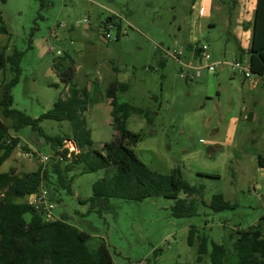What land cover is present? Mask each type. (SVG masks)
Here are the masks:
<instances>
[{
  "label": "rangeland",
  "instance_id": "374dc122",
  "mask_svg": "<svg viewBox=\"0 0 264 264\" xmlns=\"http://www.w3.org/2000/svg\"><path fill=\"white\" fill-rule=\"evenodd\" d=\"M215 3L222 5L227 0ZM104 8L122 11L128 20L123 29L126 36L119 41H115L116 28L111 30L113 40L102 38L107 18L116 20ZM228 8L231 11L232 5ZM238 10L229 13L230 31L224 23L229 16L226 11L199 20L201 46L215 62L233 63L238 58L234 38ZM192 12L193 0H0V19L7 29V34L0 35V53L13 60L16 53H22L19 80L12 89L14 110L33 119L52 110L68 89L59 74L73 60L75 86L89 91L84 118L97 150L116 134L107 89L112 83L127 85V91L118 92V102L148 110L153 119L151 125L138 115L127 121L128 130L142 136L132 147L138 159L162 175L178 168L190 185L203 188L206 204L221 194L234 207L215 213L201 206L195 217L175 218V201L159 197L142 202L111 199L93 209L83 201L93 196V186L104 173L83 174L85 165L79 164L68 174L71 194L61 191L59 195L51 184L45 194L49 201L62 200L53 209L54 216L65 214L70 224L89 234L91 252L105 243L114 264H211L210 254L198 262L199 241L196 238L194 246H189L190 229L232 252L238 231L256 226L264 231V171L258 166V158H264V107L258 111L256 107L246 120L250 82L241 75L233 77L232 67L219 66L188 84L180 77L178 61L164 54L189 42ZM212 21L214 28H210ZM161 56L163 68L157 64ZM13 68L8 62L0 70V102L2 85L15 77ZM212 92L210 101L207 96ZM252 94L257 98V92ZM0 120L8 127L13 124L1 106ZM233 120L239 127L235 141L229 137ZM41 127L51 137L71 134L72 129L69 122L50 120ZM18 135L42 155H53L29 128ZM23 163L25 172L39 165L32 157ZM180 199L185 196L181 194ZM25 219L30 221L31 216Z\"/></svg>",
  "mask_w": 264,
  "mask_h": 264
},
{
  "label": "trees",
  "instance_id": "16d2710c",
  "mask_svg": "<svg viewBox=\"0 0 264 264\" xmlns=\"http://www.w3.org/2000/svg\"><path fill=\"white\" fill-rule=\"evenodd\" d=\"M252 26L250 70L257 78H262L264 0H257ZM116 29V41H119L123 28L116 24ZM0 34H7L4 25L0 27ZM191 49L192 47H189L187 50ZM21 56L22 53H16V59L13 60L0 53V70H3L8 62H12L15 72L11 82L2 85L3 98L0 102L4 117L13 122L11 127H8L0 120V264H114L107 245L103 243L96 252H91L88 248L90 235L70 224L65 214L59 219L46 220L44 215L29 203L17 202L19 199L37 195L41 190L50 187V184L57 188V194L61 191L71 194L72 181L68 174L79 164L85 165L83 174L99 171L104 173V178L93 186V196L83 201L84 204H91L93 209L97 204L111 199L142 202L159 197L175 201L172 211L175 218L195 217L199 214L201 206L215 213L234 209L221 194L214 195L211 203L206 204L203 201V188L190 185L180 169H174L170 175H162L152 171L138 159L132 147L141 141L142 136L128 130L127 121L132 115H138L151 125L153 119L148 110L118 102V92L127 91V85L112 83L107 89L106 96L110 100L112 126L116 134L112 142L97 150L92 140V132L84 118L89 91L75 86L73 81L77 68L73 60H70L68 67L59 74L68 89L65 96L55 102L52 110L37 119L14 110L12 89L19 80L18 63ZM47 120L69 122L72 127L71 134H65L63 137L47 135L41 127V123ZM26 128L32 131L36 140L43 139V144L48 145L52 151L59 150L65 140L73 139L81 153L68 164L53 159L45 166L39 165L34 172L17 174L12 169L2 173L1 167L11 158L21 142L19 136L11 137V131L18 135ZM258 166L264 169L263 157L258 158ZM208 177L217 178L214 175ZM181 194L185 199H180ZM49 202L57 205L61 204L62 200L57 197ZM26 215L31 216L30 221L25 219ZM236 236L233 252L223 244L199 236L194 228L189 231L188 244L193 247L198 238L199 263L210 254L211 264H264V231L261 227L238 231Z\"/></svg>",
  "mask_w": 264,
  "mask_h": 264
},
{
  "label": "crops",
  "instance_id": "0c3cea01",
  "mask_svg": "<svg viewBox=\"0 0 264 264\" xmlns=\"http://www.w3.org/2000/svg\"><path fill=\"white\" fill-rule=\"evenodd\" d=\"M230 5H232L231 11H234L235 8L239 7V10H238L239 18L237 20L236 27L234 30V33H235L234 38H235L238 52H239L238 58H236V60L244 65L250 64L249 63L250 61L249 52L252 47V38H253V28H252L253 26L252 25H253V21L255 17V12H256L257 0H227V3L222 4V5L216 4L215 0H193V12L191 14L194 18L193 20H191L192 26H191V32H190V39H189V42H187L184 46L180 47V48H183L187 52L188 58H191L192 56L197 55L196 52L199 49L204 48L203 46H201V39L199 38V34L202 32V29H203V26L199 20L211 19L214 16L213 15L214 12L220 13V12L226 11V14H229V13L231 14L232 12L228 8V6ZM226 8H228V10ZM104 9H107L111 13V15H113L116 18V20H114V18L112 17L107 18L106 22L104 23V26L107 22H112L114 25L120 24L122 28L124 29V25L125 23L126 24L128 23V20H125V18L123 17L122 11H119L117 9L115 10L113 8H104ZM230 14L229 16H227V19H225L224 21L225 26L227 30L229 31L231 29V19H232ZM1 21L2 20L0 19V27L2 26ZM215 26H216V23L214 21L210 22V28H214ZM86 28H88V26H86ZM0 35H3V34H0ZM189 47H192L190 51L187 50L189 49ZM156 50H159V49L156 48ZM157 60H158L157 64L163 68L165 66L163 57L161 56ZM233 72H234L233 77H236L238 75L243 76L242 74L236 71H233ZM245 80L247 79H244V81ZM250 84L251 85L248 86L247 88L251 91V94H250V104H249L248 115L245 116L246 120L251 119V116L254 115V110L256 107H257V111L260 109L261 106L264 107V83L261 82L257 78V83L250 82ZM244 85L245 83L243 84V86ZM252 92H257V98H255ZM209 95L210 96H207V97H209V100L211 101L213 98V92L212 94H209ZM109 104H110V100H109ZM257 117H258V113H257ZM233 121H234L232 123L233 127L231 128L229 132V137L232 141H235L238 136L239 127L237 126L238 122L236 120H233ZM10 135L11 137L19 136L21 139V142L19 146L14 150L11 158H9L3 164V166L1 167V172L7 173L10 170L14 169L17 172V174L29 173V172L24 171L26 169V164L24 167L23 162L28 160V158L24 156V153L25 151L35 149L34 148L35 146L30 144L22 135L21 136L15 135L12 132L10 133ZM5 165H6L7 170L3 171V167ZM38 168H39V165L36 166V169L34 171H36ZM262 170L264 171V169ZM34 171H31V172H34ZM41 191L45 192L44 189ZM33 198H34L33 196H29L24 199L17 200V202L19 203L26 202L30 204ZM52 204L55 209L56 204L54 203ZM52 214H53V210H52ZM55 219H59V217L58 218L55 217Z\"/></svg>",
  "mask_w": 264,
  "mask_h": 264
},
{
  "label": "built area",
  "instance_id": "2783aa9c",
  "mask_svg": "<svg viewBox=\"0 0 264 264\" xmlns=\"http://www.w3.org/2000/svg\"><path fill=\"white\" fill-rule=\"evenodd\" d=\"M65 27V25H62ZM116 28L112 22H107L105 24V35L103 37L106 41L113 40V35L111 34V30ZM121 37L126 36V31L120 34ZM117 40V34H116ZM164 54L168 58H173L178 61L181 67V74L180 77L186 83L192 84L196 80L202 77V74L205 70H208L212 73L215 72L216 68L219 66H230L232 67L233 71H236L244 76L245 79L249 80L250 82L256 83L253 79L257 80V77L251 73L250 64L244 65L237 60L233 63L225 62H215L213 61L212 56L205 48L199 49L197 55L188 58L187 52L183 48H176V49H168L164 51ZM261 82L264 83V77L258 78ZM30 152L24 153L26 158L32 157L35 159L39 165L45 166L51 160L55 159L57 161L63 163H70L73 161L78 155H80L81 151L78 148L77 144L73 139H67L63 142V145L59 150L53 151V155L45 156L35 149L29 150ZM33 200L30 202V205L37 211L41 212L46 220H54L55 217L52 214V210L54 206L52 203L49 202L48 197L46 196L45 192L41 191L37 195L33 196Z\"/></svg>",
  "mask_w": 264,
  "mask_h": 264
},
{
  "label": "water",
  "instance_id": "95a60500",
  "mask_svg": "<svg viewBox=\"0 0 264 264\" xmlns=\"http://www.w3.org/2000/svg\"><path fill=\"white\" fill-rule=\"evenodd\" d=\"M156 255H157V253H156Z\"/></svg>",
  "mask_w": 264,
  "mask_h": 264
}]
</instances>
